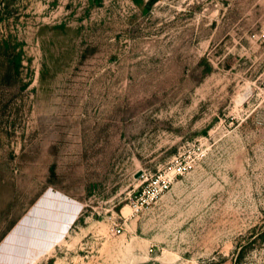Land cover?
Masks as SVG:
<instances>
[{"label":"rangeland","instance_id":"obj_1","mask_svg":"<svg viewBox=\"0 0 264 264\" xmlns=\"http://www.w3.org/2000/svg\"><path fill=\"white\" fill-rule=\"evenodd\" d=\"M49 189L30 264H264V0H0V244Z\"/></svg>","mask_w":264,"mask_h":264},{"label":"crops","instance_id":"obj_2","mask_svg":"<svg viewBox=\"0 0 264 264\" xmlns=\"http://www.w3.org/2000/svg\"><path fill=\"white\" fill-rule=\"evenodd\" d=\"M59 192L53 189L46 191L4 238L0 244V264L32 263L68 225L73 209L77 208L76 216L64 234V237L66 236L80 213L81 205ZM58 241L60 240L55 244Z\"/></svg>","mask_w":264,"mask_h":264},{"label":"built area","instance_id":"obj_3","mask_svg":"<svg viewBox=\"0 0 264 264\" xmlns=\"http://www.w3.org/2000/svg\"><path fill=\"white\" fill-rule=\"evenodd\" d=\"M177 174L178 171L175 168L157 174L152 181L153 187L143 190L142 192L141 190L139 191V195L135 202V208L140 209L146 203L156 202L161 194L171 186ZM115 230L116 233L122 232V227L118 226Z\"/></svg>","mask_w":264,"mask_h":264},{"label":"water","instance_id":"obj_4","mask_svg":"<svg viewBox=\"0 0 264 264\" xmlns=\"http://www.w3.org/2000/svg\"><path fill=\"white\" fill-rule=\"evenodd\" d=\"M140 173L137 174V176L139 175Z\"/></svg>","mask_w":264,"mask_h":264}]
</instances>
